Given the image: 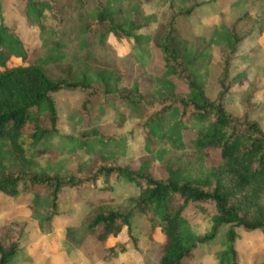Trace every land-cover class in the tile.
<instances>
[{
  "label": "trees",
  "instance_id": "1",
  "mask_svg": "<svg viewBox=\"0 0 264 264\" xmlns=\"http://www.w3.org/2000/svg\"><path fill=\"white\" fill-rule=\"evenodd\" d=\"M18 1L28 24L38 29L39 45L37 51L26 49L0 25V193L13 196L19 187L31 193L30 216L45 232L58 214L61 189L103 191L107 187L97 186L98 179H122L136 192L120 199L85 197L82 219L65 229L69 243L79 247L93 238L105 244L122 232L135 239L131 220L140 215L161 236L155 264H188L195 249L221 230L217 264H236V229L264 235V132L248 116L250 93L240 116L225 103L244 21L253 26L258 21L244 12L227 26V39L219 44L214 63L216 90L210 95L212 39L183 35L178 28L180 18L193 16L208 1L159 0L166 3L165 11L152 29L148 20L153 16L139 7L150 0ZM42 9L49 23L43 22ZM122 45L138 63L126 84L121 83L125 70L116 53V46ZM154 52L158 68L148 59ZM160 82L168 85L167 91L155 88ZM142 83L148 85L144 91ZM60 90L82 95L76 113L86 117L73 134L59 135L64 148H85L92 138L108 140L94 112L100 104L110 105L117 124L126 117L136 120L134 128L145 149L137 166L117 163L97 151L71 167L52 150L49 140L58 133L53 95ZM21 137L28 140L27 149ZM155 152L156 162L151 157ZM154 165L163 176L153 175ZM204 201L213 204L214 215L208 231L197 235L181 212L188 203ZM24 227L23 222L2 226L0 264H15ZM104 249L106 259L114 255L112 246Z\"/></svg>",
  "mask_w": 264,
  "mask_h": 264
},
{
  "label": "rangeland",
  "instance_id": "2",
  "mask_svg": "<svg viewBox=\"0 0 264 264\" xmlns=\"http://www.w3.org/2000/svg\"><path fill=\"white\" fill-rule=\"evenodd\" d=\"M201 1V0H198ZM208 1L196 9V13L188 18L178 20V28L183 35L199 34L210 37L212 40V63L209 65L211 78L207 85L210 95L216 90L213 76L218 72L214 64L218 57L219 44L227 39V26L235 18L246 12L251 19H256L258 26H253L249 20L244 21L245 32L239 41L235 57L232 62L230 94L226 99V109L233 115L243 113V99L250 93L251 108L249 118L257 121L264 132V0H203ZM166 3L159 0H150L139 7L150 14L151 29L160 20ZM22 4L18 0H0V25L9 30L26 49L37 51L39 45L38 29L21 13ZM42 20L49 23L48 12L42 9ZM116 46L119 61L125 70L122 84L129 81L130 74L138 66L134 54L127 45ZM115 48V46H114ZM152 67H159V57L154 52L151 58ZM55 75L53 68L49 69ZM147 83L141 84V90L147 88ZM160 92H165L168 85L160 82L155 85ZM179 88L183 87L179 85ZM58 123L57 134L49 140L50 148L61 154L71 166L87 162L95 152L101 151L117 163H129L137 166L138 158L145 153L142 138L134 128L136 122L126 117L120 124L114 120V112L110 105L100 104L94 112V119L100 124L99 130L110 136L106 141L101 138H92L85 148L63 147L61 134H73L77 123L86 121L80 118L76 108L80 106L82 95L79 92L60 90L53 95ZM21 145L27 149L28 140L20 138ZM159 152L151 154L152 160L157 161ZM152 173L155 177L164 175L163 171L154 165ZM97 186L107 187L97 191L89 187L86 191H72L61 189L59 194L58 214L55 215L47 230L39 229L37 221L30 216L29 200L31 193L18 192L9 196L0 193V234L2 226L10 222L25 224L18 251L14 256L15 264H155L158 256V244L161 236L157 229H150L142 216H134L131 220L130 233L135 237L127 236L122 232L115 238H109L105 244L86 238L79 247H75L65 238V229L77 225L86 210L82 204L85 197H113L123 198L136 192L133 184L122 179L108 178L107 181L98 179ZM40 193L41 189H36ZM43 196H41V200ZM214 215L213 204L209 201L188 203L182 210L181 216L186 220L190 230L197 235L205 234ZM237 237L234 240L236 264H264V235L258 231H244L236 229ZM223 230L217 233L209 243L201 244L188 264H217L216 253L222 249ZM104 246H112L114 255L106 259ZM122 247V250H120Z\"/></svg>",
  "mask_w": 264,
  "mask_h": 264
}]
</instances>
